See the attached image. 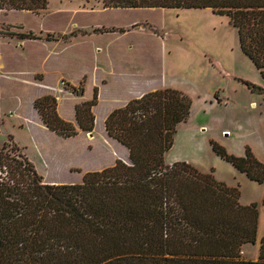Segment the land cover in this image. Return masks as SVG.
<instances>
[{
    "label": "trees",
    "instance_id": "1",
    "mask_svg": "<svg viewBox=\"0 0 264 264\" xmlns=\"http://www.w3.org/2000/svg\"><path fill=\"white\" fill-rule=\"evenodd\" d=\"M109 8H208L227 17L240 50L264 76V0H101ZM47 0H0L1 11L46 9ZM20 38L40 39L30 31ZM51 34L46 33L45 40ZM79 94L83 87H71ZM92 97L74 106L77 127L62 119L54 96L35 98L43 125L68 138L91 132ZM190 99L159 88L110 111L106 134L125 146L129 163L86 171L80 182H44L18 145L0 146V264H264V235L255 260L257 204L239 203L238 187L184 161L165 164ZM213 152L247 178L264 184V164L246 147L235 156L214 141ZM264 204V198L262 200Z\"/></svg>",
    "mask_w": 264,
    "mask_h": 264
},
{
    "label": "rangeland",
    "instance_id": "2",
    "mask_svg": "<svg viewBox=\"0 0 264 264\" xmlns=\"http://www.w3.org/2000/svg\"><path fill=\"white\" fill-rule=\"evenodd\" d=\"M28 31L41 38L18 36ZM46 33L52 35L49 40L44 39ZM81 33L84 41L69 42L71 36ZM35 40L43 42L26 47ZM44 42L55 46L51 49ZM96 43L124 45L134 58L121 61L103 52L97 56L93 49ZM123 62L133 70L119 77L128 84L148 91L171 88L190 99L188 117L176 126L172 146L163 154L164 162L175 158L212 173L219 164L229 168L211 149L210 141H214L235 156H242L248 147L264 164V76L240 50L236 29L227 17L208 8H109L101 0H47L46 9L38 13L0 10V146L18 145L44 182H79L88 166L93 167L89 165L92 158L99 157L94 152L104 134L102 116L110 98L117 96L116 88L123 86L116 74ZM39 67L46 70L47 78L62 72L73 81L82 70L88 72L87 83L82 76L74 84L76 88L82 85L79 94L72 92L64 77L53 78L66 91L63 99L68 101L71 94L81 98L84 87L89 94L91 84L104 71L114 73L94 110L93 136L77 130L76 135L64 138L33 123V94L40 93L54 96L58 115L77 127L74 115L66 119L59 114L58 94L44 93L39 87L33 91L45 73L30 71ZM62 110L69 113L68 108ZM118 151L129 163L126 152ZM259 243L244 244L241 257L251 260L246 255L252 256Z\"/></svg>",
    "mask_w": 264,
    "mask_h": 264
},
{
    "label": "crops",
    "instance_id": "3",
    "mask_svg": "<svg viewBox=\"0 0 264 264\" xmlns=\"http://www.w3.org/2000/svg\"><path fill=\"white\" fill-rule=\"evenodd\" d=\"M141 9H144V8H141ZM79 40L84 41V39L82 37V33L78 34L77 36L76 35L71 36L69 42L70 43L71 42L76 43ZM36 41L37 40L33 41V43L29 42L28 43L29 45L26 44V47H31L33 44L40 45L43 42V41L42 42L41 41L36 42ZM44 43L51 46V49H53V47L55 46V45H53V43H51V44H49L48 42H44ZM93 49H95L94 51L96 52L97 56L103 52V53L108 54L111 58L113 57V59H120L121 61H126L129 58L130 59L134 58L133 56H131L130 52L126 51V47L124 45L116 46L115 43H113V44L110 43L109 45L96 43L94 45ZM121 68H122V70L121 71L118 70V72H116V74H117L118 81H120L123 86L121 88H116V93H117L116 97L110 98L111 104L102 116L103 125H104V120H105L106 116L110 113V111H112L113 109H115L117 107L123 106L131 98L139 97L143 93L148 92V90H150L149 88H142V87L138 86V84H134V85H132L130 83L128 84L127 79H124V80L119 79L120 76H122V77L126 76L124 71H131L133 73V70H128V68L126 67V62H123V66ZM102 69H104V68H102ZM38 71L44 72L45 74L43 77V82H38L40 84H38V83L34 84L35 87H33V91L34 90L36 91L37 90L36 87H39V88L45 89V90H42V91H44V93L53 92V93H55V95L58 94V112L61 116H63L66 119L73 118L75 104H77V102L79 103V100L80 101L86 100V99L89 100L92 97L93 87L97 88V104L95 106H93V108H92V113L94 116V125H93L92 131L89 133V134H91V136H93V131L95 129V122H96V115L94 113V110L96 107H98L100 105L101 90L104 87L109 86V83L112 80L111 76H113L114 73L113 74L112 73H106V71H104L103 74L101 76H99L98 78H96L95 81L93 82V84H91L92 88H91V92L89 94H87L88 91L84 87V93L85 94L83 93L81 98H79L80 96H76V95L71 94V97H68L70 99V101H68V99H63V96H64L63 94H65L64 93L65 90H63L59 81H57V79H56L54 82L53 78L58 77V80H59V77H64L66 79V81L70 83V85L74 86V84L79 82V80L82 78V76H86V83H87L88 82V75H89L88 72L86 70H82V72L79 75V79L77 81H73L68 76L63 74L62 72H59L53 78H47V72L42 67L35 68V69L31 70L30 73L34 74L35 72H38ZM46 79L52 80V81L48 82ZM129 82H131V81H129ZM42 83H44V84H42ZM39 95H40V93H38L36 95L33 94L32 101ZM124 95H127V96L125 97ZM124 97H125V99L122 100L121 104H118L117 101H119L120 99H122ZM64 98H66V97L64 96ZM60 99H63V100L60 102ZM66 102H67V105H66ZM62 107L68 108L69 113L67 114V113L63 112ZM32 109H33V123H36V124L42 126L43 128H45L43 126V123L41 122L38 114L36 113L35 109L33 108V106H32ZM104 134L101 138L102 142H97L95 145L96 148H95L94 153H95V155H96V153L99 154V157L98 158H92L89 165H92L93 167L88 166L89 168H87L86 171L100 170L104 167L111 166L115 162L116 159H120V160L126 162L125 159H127V158H120L118 148H121L124 152H126L127 157H128L127 148L125 146H123L122 144H120L119 142H117L115 139L109 137L106 134L105 129H104ZM90 140H91V142L95 141L94 139H90ZM176 161H179V160L174 158L172 161L164 162V163L169 165V164L176 162ZM225 164H227L229 166V168L225 167L224 165L219 164L218 170H216V172H214L212 174L216 180L223 182L225 185L230 186V187H236V186L238 187L239 186L238 184L241 183L240 188L238 187V189H239V203L240 204L248 205L251 203H256L258 205L257 206L258 214H257V227H256V241H255V242H258V241H260L261 237L264 235V204L262 203V200L264 198V184L263 183H257L253 180H250L249 178L246 177V175L244 173L235 169L231 164H229L227 162ZM95 167H97V168H95ZM220 168H222L224 170V172L226 170L229 171V174H223L224 172H222L220 170ZM197 169L201 170L202 172H208L207 170H204L202 168H197ZM80 181H81V178H80ZM69 183H72V182H69ZM247 192H249V194H247ZM258 253H259V247H258V249L253 247L252 256H248V255H246L244 247H243V255L245 254L248 258H251V260H255L258 256Z\"/></svg>",
    "mask_w": 264,
    "mask_h": 264
}]
</instances>
